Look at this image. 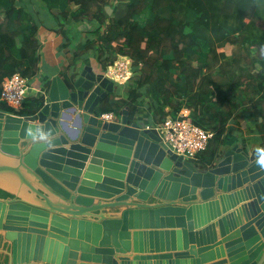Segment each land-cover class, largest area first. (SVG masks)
<instances>
[{
    "label": "water",
    "instance_id": "1",
    "mask_svg": "<svg viewBox=\"0 0 264 264\" xmlns=\"http://www.w3.org/2000/svg\"><path fill=\"white\" fill-rule=\"evenodd\" d=\"M114 89L85 65L51 77L33 119L0 109L7 264H264V140L201 167L128 107L101 120Z\"/></svg>",
    "mask_w": 264,
    "mask_h": 264
},
{
    "label": "trees",
    "instance_id": "2",
    "mask_svg": "<svg viewBox=\"0 0 264 264\" xmlns=\"http://www.w3.org/2000/svg\"><path fill=\"white\" fill-rule=\"evenodd\" d=\"M41 1L44 9L59 8L60 21L91 24L76 58L98 45L104 66L120 54L132 62L136 85L99 113L120 115L128 107L129 121L135 122L144 112L139 102L145 95L155 126L189 108L190 120L212 132L206 150L193 160L201 167L219 157L226 133L236 129L231 123L252 117L264 134V0ZM39 27L26 6L0 0V90L14 73L38 74ZM42 102V97L26 98L22 105L0 100V109L33 118ZM0 196L11 194L0 189ZM2 257L0 264H7Z\"/></svg>",
    "mask_w": 264,
    "mask_h": 264
},
{
    "label": "crops",
    "instance_id": "3",
    "mask_svg": "<svg viewBox=\"0 0 264 264\" xmlns=\"http://www.w3.org/2000/svg\"><path fill=\"white\" fill-rule=\"evenodd\" d=\"M17 1L19 2V0ZM22 1L23 3L19 2V5L31 7V11L39 18L40 27L38 37L42 45L39 72L36 76L28 78L30 86L28 98H43L48 89L50 79L54 75L59 74L64 79H70L76 71L81 70L85 65H90L95 70L101 71L104 65L100 61L101 48L98 45L90 50H82L83 52H81L77 58L75 57V52L80 50L82 47L81 44L85 43L91 34L89 32L91 24L84 22L79 26H74L72 23L60 21L58 16L59 8H52L49 10L46 8L44 9L36 0ZM71 9H73V7ZM38 12H40V15H38ZM135 85V77L125 83L115 82L114 92L109 93L100 103L98 113L107 102L114 101L119 97H126L130 87H134ZM146 102L147 97L144 95L139 102L144 112L140 116H137V121L145 128L154 126L146 110ZM71 123L72 120H69V125H71ZM231 125H235L236 129L226 133L222 149L230 148L236 144L244 145L245 143H254L264 140V134H261L254 125L252 117L241 119L239 124L234 122L231 123Z\"/></svg>",
    "mask_w": 264,
    "mask_h": 264
},
{
    "label": "built area",
    "instance_id": "4",
    "mask_svg": "<svg viewBox=\"0 0 264 264\" xmlns=\"http://www.w3.org/2000/svg\"><path fill=\"white\" fill-rule=\"evenodd\" d=\"M101 72L115 82L125 83L134 78L132 62L123 55H117ZM28 78L14 73L6 79L0 90V100L12 105H22L29 92ZM101 120L116 121L121 115L114 111L98 113ZM150 127V126H148ZM164 142L171 150L185 158L194 160L206 150L212 137V132L190 120V109L183 108L177 116H170L162 123L155 125Z\"/></svg>",
    "mask_w": 264,
    "mask_h": 264
},
{
    "label": "rangeland",
    "instance_id": "5",
    "mask_svg": "<svg viewBox=\"0 0 264 264\" xmlns=\"http://www.w3.org/2000/svg\"><path fill=\"white\" fill-rule=\"evenodd\" d=\"M37 1V3L38 4H40V5H45L41 0H36ZM19 2H22L23 3V1L22 0H19ZM30 11L32 10L31 9V7H27ZM33 14H34V17L36 18V19H38L39 20V18H37L36 17V14L33 12V11H31ZM247 19H250V17H248ZM259 21V20H258ZM260 22V21H259ZM237 52L239 51V48L238 47H233ZM234 49H232V50H234ZM134 77H135V74H134Z\"/></svg>",
    "mask_w": 264,
    "mask_h": 264
},
{
    "label": "flooded vegetation",
    "instance_id": "6",
    "mask_svg": "<svg viewBox=\"0 0 264 264\" xmlns=\"http://www.w3.org/2000/svg\"><path fill=\"white\" fill-rule=\"evenodd\" d=\"M12 196H0V198H11ZM2 248H6L7 249V245L4 244L3 240H2V243L0 244V249ZM3 255L2 258H5V254L4 253H1Z\"/></svg>",
    "mask_w": 264,
    "mask_h": 264
}]
</instances>
